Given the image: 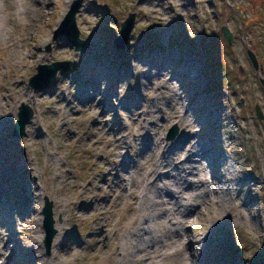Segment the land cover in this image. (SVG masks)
Wrapping results in <instances>:
<instances>
[{
	"label": "rangeland",
	"instance_id": "rangeland-1",
	"mask_svg": "<svg viewBox=\"0 0 264 264\" xmlns=\"http://www.w3.org/2000/svg\"><path fill=\"white\" fill-rule=\"evenodd\" d=\"M5 1L0 0V104L13 112L0 124V208L5 207L0 222L16 229L8 239L0 238V263L12 256L13 264H41L38 257H52L55 264H138V249L148 246L146 252L167 249L170 255L162 264H174L180 253L171 255L173 249L184 241L186 261L189 252L194 254L190 264L195 259L217 263L212 258L221 260V253L240 264H264V0H82L75 15L84 41L78 51L63 35L54 40L73 0L63 14L67 0ZM129 13L135 14L130 36L123 48H115L113 39ZM222 26L231 32V44ZM168 51L199 68L197 88L205 91V101L212 102V93L220 92L224 112H229L228 104L235 105L230 134L239 153L237 148L225 150L221 128L214 125L213 133L208 131L213 120H202L201 128L223 139L221 152H231L239 175L236 186L246 175L253 180L235 200L228 190L230 206L222 221L212 225L194 211L177 215L169 203L161 204L157 175L141 174L142 165L154 156L143 148L161 139L174 147L194 121L169 117L170 102H178L175 112H185L195 98L179 100L166 85L182 92L193 90L195 82L179 89L169 85V72L157 75L164 61L157 55ZM143 58L146 65L152 62L151 70L139 63ZM56 61L72 64L57 73L49 88L35 92L29 78L37 66ZM171 71L177 78L178 69ZM145 80L149 82L140 83ZM21 104L33 116L18 139L12 133ZM174 125L178 132L168 140ZM183 151L171 155L167 161L173 164H164L162 174L182 162ZM220 171L221 180L230 177L225 167ZM140 192L143 198L136 201ZM246 198L256 202L251 209L243 205ZM45 199L52 203L56 230L49 251L42 225ZM142 218L148 235L136 231ZM172 230L175 240L167 242Z\"/></svg>",
	"mask_w": 264,
	"mask_h": 264
},
{
	"label": "bare ground",
	"instance_id": "bare-ground-1",
	"mask_svg": "<svg viewBox=\"0 0 264 264\" xmlns=\"http://www.w3.org/2000/svg\"><path fill=\"white\" fill-rule=\"evenodd\" d=\"M71 0H67L64 4V7L62 9V14L67 10L69 3ZM3 3L5 4L6 1L3 0ZM2 29V23L0 21V30ZM15 43V42H14ZM160 59H163V66H161L157 71V75L159 76L161 74V71L164 70L166 73L169 72V85L177 84L180 85L179 89L187 88V84L190 83L191 80H194L193 90H185L183 89L182 92L177 91V89L172 88L169 89L168 85L164 88L166 91H168L173 97H176L180 100V97H189L192 96L195 98V101L193 103V107L189 108L185 112H175L174 109L176 105H173L172 102H170L168 105L169 107L174 106L171 109L170 118L178 119V121H185L189 117H193L194 121L192 124L186 125V130L184 132L183 137L180 139V142L174 145V147H170L167 145V142H164L161 140H156V143H151V147L143 150L147 151L146 153H152L154 156L152 160L148 163H144L142 166V172L141 174L144 177H150L152 178L153 175H157V179L162 183V186L159 188L161 191V197L160 203L166 205L169 203L168 208H176L174 210L175 214H181L186 215L190 212L194 211L204 219H207L210 221L209 225H212L213 222H221L222 221V213L225 211L230 205L229 200L227 199V192L230 189L232 192V200L239 197V195L243 192V187L249 185V183L253 180L249 178L247 175L240 181V186H236V181L239 179L238 173L235 171L237 164L233 163V157L229 155L231 152H221V142L223 139L218 140L216 137H214L211 133H207V130L202 129V120H213L210 122V127H208V131L212 132L214 125L217 128H221V136L224 139L223 143L226 145L225 150H232L234 148H237L233 145V136L230 134L233 127L230 126V118H232L233 115V108L235 107L234 104H228L227 107L229 108V112H224L226 108L220 107L221 104V96L222 93H217L214 95L212 93L211 97L213 98L214 103L208 101H205L204 98H207L205 95V91L200 90L197 88V72H199V68L194 69V67H191V63L180 61L179 58L173 57V54L171 52H164L162 55H157ZM147 59L143 58L141 59V64L148 67L147 71L151 70L152 62L150 60L147 61V65L143 63ZM154 66H152L153 68ZM102 68V66H100ZM177 68L178 69V77H175V73H172L171 69ZM192 69H194L193 75H191ZM146 70V69H145ZM143 71L144 73H147V71ZM165 73V74H166ZM163 76V75H162ZM44 77V76H43ZM183 78V79H182ZM149 82L148 80H145L144 82L140 81L141 84H145ZM183 85V87L181 86ZM216 90V89H215ZM178 100V101H179ZM212 105V108L208 106V104ZM84 107V106H83ZM133 109V108H132ZM214 112L213 115H210V113ZM13 112V109L11 111V108L9 105H2L0 104V124L5 122V120L8 119L9 115ZM142 113L139 115L141 116ZM205 115V118L203 119V116ZM138 118V117H137ZM166 118V117H165ZM240 118V116H239ZM241 119V118H240ZM244 119V118H243ZM245 120V119H244ZM197 124V126L195 125ZM218 124V125H217ZM208 125V124H206ZM220 126V127H219ZM197 127H200L197 128ZM244 138L245 140L251 139L249 137V131L247 128L244 127ZM213 133V132H212ZM222 140V141H221ZM164 145V148H162ZM184 149V158L182 162L178 163V165L173 166L172 168H168L169 170L166 173H161L162 167H169L173 162L167 161L169 158H171V155L176 154L178 156L179 153H177V150L179 148ZM238 149V148H237ZM158 151V153H154L153 151ZM234 153V152H233ZM239 153V149H238ZM145 154V153H144ZM235 156L239 158L236 153H234ZM232 159V160H231ZM133 163H136V159H131ZM136 161V162H135ZM164 161H167L166 163H163ZM187 161V163H186ZM126 163H129V158L126 160ZM132 163V165H133ZM189 163V164H188ZM131 164V163H130ZM152 166V167H151ZM226 169L227 175L230 177L227 178L226 175L223 176L224 180H221L220 177L223 171H220L221 168ZM151 175V176H150ZM167 178H170V181L165 183ZM155 179L153 180V184L155 183ZM222 181V182H221ZM152 184V185H153ZM149 186L146 185V187ZM189 190V191H187ZM188 194V196H185V194ZM136 197L135 200L139 201L143 198V195L141 192L139 195L135 193ZM20 196V195H19ZM157 196V194H156ZM159 196V195H158ZM187 197V198H184ZM23 198V197H22ZM20 197V199L22 200ZM154 199L156 197L154 196ZM157 200V202L159 201ZM21 200L18 199V201L21 202ZM22 203H20L21 205ZM256 204L254 200H250V198H246V200L243 202V205H245L248 209H251L250 207H253ZM161 206V205H160ZM4 206H1L0 210H4ZM136 207L131 208L132 215H135ZM132 221L134 220L133 216L129 217ZM7 220V218L5 219ZM11 223V222H10ZM6 224V226L2 227L0 222V238L2 240L3 237H7L9 234L14 231L16 228L14 224ZM143 223H145V220L142 218L140 220V224L138 227H136V231L139 233V230L143 232L144 235L149 234L148 228L143 226ZM10 224V225H9ZM175 230V229H174ZM172 230V235H169V237H166L165 240H175V231ZM169 232V231H168ZM6 234V235H5ZM174 234V235H173ZM11 239V238H10ZM150 241V240H149ZM168 242V241H167ZM216 245V242L214 243V247ZM148 247V246H147ZM144 249H138L140 250V254H137L138 257V264H162L164 257L167 255H170L167 249H160L157 252H146V248ZM218 250V249H217ZM1 252V251H0ZM146 253V254H145ZM180 257L178 261H176L174 264H190L191 261L194 258V254L192 252H189V261L187 262V248H186V242H182L179 244L178 248L173 249V254H179ZM224 254V255H223ZM221 260H217L218 258H212V261L216 260L217 263L214 264H240L238 262L232 261V258H229L226 253H221L220 255ZM12 256L6 257L5 261H2L0 264H13V260L11 259ZM41 258L42 261L41 264H55L54 258ZM166 258V257H165ZM194 264H203L202 261H199L198 259H195ZM213 264V263H212Z\"/></svg>",
	"mask_w": 264,
	"mask_h": 264
},
{
	"label": "water",
	"instance_id": "water-1",
	"mask_svg": "<svg viewBox=\"0 0 264 264\" xmlns=\"http://www.w3.org/2000/svg\"><path fill=\"white\" fill-rule=\"evenodd\" d=\"M81 4L82 0H73V3L70 5L66 16L61 21L58 29L54 32V40H56L59 35H63L68 41L71 42V44L77 51L81 50L84 44V41L79 38V30L77 29L75 22V15L79 10ZM134 19L135 14L129 13L127 18L121 23L118 35L113 39L115 48H123L126 44L134 25ZM221 31L227 44H231V32L225 26H222ZM247 56L251 61L253 67L257 68L258 62L256 56L250 49L247 50ZM71 64L72 63L70 61H56L52 64H40L37 66L36 73L29 78V85L34 89L35 92L42 90L43 87H49L50 82L55 78L57 73L59 71L68 70ZM262 84L264 86V81L262 82ZM256 114L259 118L263 117L259 106H256ZM32 116V109L26 104H21L18 112V119L16 120L13 127V136H16L18 139L22 138V136L25 134L26 125L27 123H29ZM177 132V125L172 126L168 130L167 139H173L176 136ZM42 215L43 229L45 232L44 244L47 248V251H49L56 230L53 226L54 220L52 215V203L48 199H45L44 201Z\"/></svg>",
	"mask_w": 264,
	"mask_h": 264
}]
</instances>
